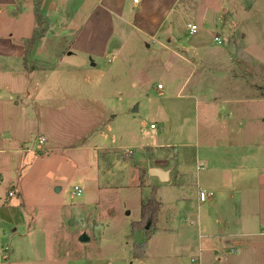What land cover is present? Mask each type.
Returning a JSON list of instances; mask_svg holds the SVG:
<instances>
[{"label": "crops", "instance_id": "crops-1", "mask_svg": "<svg viewBox=\"0 0 264 264\" xmlns=\"http://www.w3.org/2000/svg\"><path fill=\"white\" fill-rule=\"evenodd\" d=\"M35 1L0 0V264H31L49 255L47 233L43 249L23 255L2 238L14 243L24 236L16 228L2 230L13 223L15 208L27 207L23 180L33 164L67 148L43 119L51 84L58 85L59 107L78 111L83 91L102 89L106 78L156 84L152 89L162 100L151 112L156 124L150 121L138 136L142 185L130 159L113 157L132 149L84 140L96 151L100 189L140 194L135 210L109 207L94 219L100 234L94 240L102 249L94 256L106 257L104 264L107 257L118 264H239L244 258L261 264L253 248L264 243V146L257 136L264 133V44L250 43L264 30V12L255 8L260 0H40L47 28L28 46L39 29ZM219 12L221 25L213 19ZM184 18H191L187 35L204 33L202 23L212 18L210 39H183ZM234 36L240 38L236 45ZM99 152H111L110 172H99ZM151 193L158 203L155 221L143 256L134 257V247L145 241L142 230L112 235L109 220L140 221Z\"/></svg>", "mask_w": 264, "mask_h": 264}, {"label": "rangeland", "instance_id": "rangeland-1", "mask_svg": "<svg viewBox=\"0 0 264 264\" xmlns=\"http://www.w3.org/2000/svg\"><path fill=\"white\" fill-rule=\"evenodd\" d=\"M259 3L261 5L258 4L255 8L263 15L264 0H260ZM213 19L217 25L223 23L221 12ZM213 19L211 18L207 22L202 23L205 30L204 33L199 32L195 35H187L186 24L191 21V18H184L180 21L181 30H179L184 33L182 38L194 41L198 37L204 36L205 40H209L213 33L209 32L208 35L206 30L210 31L212 29L209 26H211ZM40 28L42 26L39 25ZM214 31H216V28L212 32ZM263 33L262 36L259 33L258 36H251L250 40L252 41L250 43L254 44V41L258 40L261 41L260 44H264ZM239 40V36L232 38L234 45L238 44ZM250 46L255 48V50L261 47L259 45ZM238 50L242 51L239 48ZM235 51L237 52V50ZM237 53L236 55L234 54L235 60L239 57ZM242 53L246 55L244 51ZM261 55L264 56V51ZM98 63L102 65V60H98ZM153 79V81H157V76L155 75ZM131 81L128 82L127 78L120 81H112L106 78L105 84L102 83V89L84 90V98L78 111L60 108L58 103L61 101L58 100L57 95L58 85L56 83L51 84L49 93L50 107L46 110L43 119L54 139L57 142L64 140L67 148L61 153H54L47 159L38 160L33 164L32 170L26 174L23 180L24 198L27 207L22 208V206H19L15 208L13 223L6 227L4 226V230H2L9 231L12 228H16L15 233L24 236L22 239L18 238L19 240H15L14 243L9 242L7 235L2 238L3 245H8L14 248L15 251L18 247L23 255H26L33 248V250H37L39 247L42 248V243H44V235L42 233H47L48 257L43 261L33 260L31 264H104L103 261L106 260V257L100 260L94 256V254H99L98 250H102L98 247V242L94 240V238L100 236L99 232H96L94 219H98L103 215L101 210L103 211L105 208L112 207L113 211L118 210L119 212L123 204L130 208L131 211L139 207L138 197L140 194L134 189H100L95 173L96 151L88 150L84 146V140H88L90 141V146L104 145L106 147L118 145L132 149L133 152L113 153V157L115 159H130L132 165L136 168L140 185L143 184L145 169L142 162L135 158V152L138 151L136 147L139 145L138 136L149 130L150 121L156 124L151 112L155 107V102L162 100V96L152 89L155 88L156 84L153 87H149V83L141 82L142 85L137 83L135 85ZM259 84L264 87V81ZM146 86L150 89L145 90ZM261 90L264 92V89ZM91 92H93V96H90ZM174 92L176 93L177 89ZM135 106L138 107L139 112L131 113ZM175 120L177 121L178 119L176 118ZM98 125H102V127L98 129ZM261 130L263 131V129ZM257 136L263 148L264 133H260ZM243 138L244 144L248 142L246 141V139H249L248 137L243 136ZM98 154L99 172H110L115 164L113 162L114 159L111 157V152L108 155L104 152H99ZM83 176L86 180H83ZM129 179L126 180L127 185L130 183ZM75 185L81 186V196H75L71 193ZM56 188L59 190H56ZM150 197H152V193ZM150 197L142 203H146ZM112 215L114 216L115 214ZM105 217L102 216L101 218ZM124 218L119 220H116V217L110 218L108 231L112 235L117 236L120 234L123 237L124 233L134 234L136 230L140 229L144 234V242L149 239V237L146 238L145 226L133 228L135 221H127ZM149 233L151 234V232ZM86 234L90 237V240L82 242L79 238ZM27 235L31 236L32 239ZM140 246H135L134 250ZM117 252L116 250L115 253ZM108 253L111 255L114 252L109 251ZM253 253L255 254L254 257L257 256L259 259L258 263L264 264L261 261L264 255V243L256 245L253 248ZM107 258L109 260L106 264L120 263V261L112 260L111 257ZM250 263L244 258L239 264ZM253 264L255 263L253 262Z\"/></svg>", "mask_w": 264, "mask_h": 264}, {"label": "trees", "instance_id": "trees-1", "mask_svg": "<svg viewBox=\"0 0 264 264\" xmlns=\"http://www.w3.org/2000/svg\"><path fill=\"white\" fill-rule=\"evenodd\" d=\"M39 2H40V0L35 1L34 15H35L37 23L40 26H42V28L34 30L28 46L30 44H32V42L36 39V37L43 35V32L47 26V19H46V16L40 11ZM26 54H27V48H26ZM156 207H157V202L155 201L153 194H152V197H150V199L146 203H142L140 221L134 222L133 226H132L133 228H135V227L140 228V227L145 226L146 224H149V227L146 229V232H147L146 238L149 237V235H150L149 228L153 225V223L155 221ZM145 244H146V242H143L140 247L135 248L134 253H133L134 257H142L143 256V249H144Z\"/></svg>", "mask_w": 264, "mask_h": 264}, {"label": "built area", "instance_id": "built-area-1", "mask_svg": "<svg viewBox=\"0 0 264 264\" xmlns=\"http://www.w3.org/2000/svg\"><path fill=\"white\" fill-rule=\"evenodd\" d=\"M138 0H133V2H137ZM190 31L191 32H195L196 31V26L195 25H190ZM217 40V38H215ZM158 87H160V85H158ZM152 127H154V124L151 125ZM81 192H82V189L75 185L71 191V193L75 196H80L81 195ZM14 193V191H9L8 192V195L12 196ZM206 197V193L204 191L200 192L199 194V198L200 200H204Z\"/></svg>", "mask_w": 264, "mask_h": 264}, {"label": "water", "instance_id": "water-1", "mask_svg": "<svg viewBox=\"0 0 264 264\" xmlns=\"http://www.w3.org/2000/svg\"><path fill=\"white\" fill-rule=\"evenodd\" d=\"M134 109L136 110V106L134 107ZM156 174H160L158 171H156ZM56 190H59L58 188H56ZM149 227V224H146L145 228L147 229ZM81 241H87L88 237L86 235L84 236H80L79 238Z\"/></svg>", "mask_w": 264, "mask_h": 264}]
</instances>
